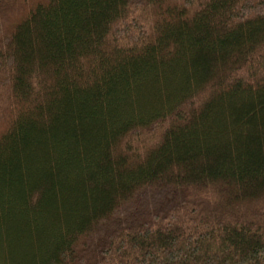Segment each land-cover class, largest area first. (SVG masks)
Segmentation results:
<instances>
[{"label":"trees","instance_id":"16d2710c","mask_svg":"<svg viewBox=\"0 0 264 264\" xmlns=\"http://www.w3.org/2000/svg\"><path fill=\"white\" fill-rule=\"evenodd\" d=\"M0 264H264V0H0Z\"/></svg>","mask_w":264,"mask_h":264},{"label":"rangeland","instance_id":"374dc122","mask_svg":"<svg viewBox=\"0 0 264 264\" xmlns=\"http://www.w3.org/2000/svg\"><path fill=\"white\" fill-rule=\"evenodd\" d=\"M153 137V136H152Z\"/></svg>","mask_w":264,"mask_h":264}]
</instances>
